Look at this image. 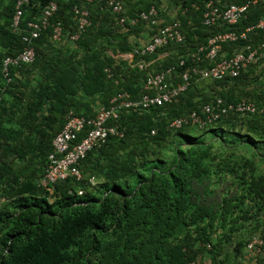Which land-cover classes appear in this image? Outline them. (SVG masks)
<instances>
[{"label":"trees","instance_id":"1","mask_svg":"<svg viewBox=\"0 0 264 264\" xmlns=\"http://www.w3.org/2000/svg\"><path fill=\"white\" fill-rule=\"evenodd\" d=\"M49 1L57 11L33 41V62L11 66L0 77V264H241L250 237L264 233V113L231 112L202 127L189 122L175 129L170 123L190 113L204 120L203 107L211 104L216 112V99L263 105L264 61L235 78H192L184 93L163 106L123 111L114 122L123 136L109 137L79 160L80 179L68 176L47 188L37 181L69 116H90L120 92L142 95L148 73L173 68L175 84L189 66L208 64L207 51L198 49L210 38L264 17V5L251 8L234 27H206V0H121L129 16L165 3L167 9L158 10L160 25H180L181 43L141 57L133 51L142 45L130 37L146 31L149 40L160 25L121 26L104 0H28L20 28ZM15 3L0 0V65L24 47L22 32L10 27ZM75 7L87 10L89 24L71 41ZM56 24L60 41L52 38ZM261 43L264 30L222 44L215 61ZM123 54H132L133 64L118 57ZM141 58L154 61L148 72L134 65ZM206 81L207 92L199 86ZM249 83L259 90H246Z\"/></svg>","mask_w":264,"mask_h":264},{"label":"built area","instance_id":"2","mask_svg":"<svg viewBox=\"0 0 264 264\" xmlns=\"http://www.w3.org/2000/svg\"><path fill=\"white\" fill-rule=\"evenodd\" d=\"M27 2L28 0H16L10 25L13 32H22L21 41L24 47L15 56L3 59L0 65V77H6L8 68L11 66L33 62L35 55L33 41L49 25L50 18L57 11V4L54 1L47 2L42 7L37 19L26 23L25 29L22 30L20 28L23 16L22 7ZM258 5H264V0H247L244 4H229L223 8L220 7L219 0H206L201 12L202 24L211 27L218 22H223L234 27L240 20L248 17L251 8ZM104 7L117 16V23L121 26L126 23L135 26L139 22L147 23L148 26L161 24L154 6H151L147 11L131 16L125 15L121 0H104ZM73 11L77 32L70 37V40L76 41L89 24L88 12L77 7ZM179 27L178 22L158 26L156 33L150 37L148 42L135 48L133 54L141 57L149 56L169 43H181L183 37ZM259 30H264V17L256 19L240 31H226L214 35L205 47L198 49V52L207 51L208 64L189 66L180 74L179 81L175 84L171 83L173 68L159 73H148L143 83L142 95L133 98L127 92H120L110 99L107 106H97L90 116H69L61 130L52 139V152L47 156L46 170L42 178L37 181V185L47 188L48 185L64 180L68 176L80 179V174L75 168L78 161L83 159L89 151L105 143L109 137L121 138L123 136L124 129L118 124H114L123 111L148 110L163 106L184 93L192 78L211 81L221 80L225 77L235 78L248 66L264 61V43L255 47L246 45L240 50L234 51L230 56H224L217 62L215 61L222 44L247 40L249 35L255 34ZM60 37L61 28L59 24H56L53 28L52 38L54 41H60ZM191 60L192 63L198 61L195 54L191 55ZM153 62H147L141 58L134 65L139 70L147 71ZM179 64L184 65V61L181 60ZM214 104L216 112L211 104H206L203 107L204 120L199 121L195 113H190L184 118L174 119L170 123V127L178 129L189 122L202 127L216 120L220 115L231 112L242 115L264 113V104L258 105L251 100L224 104L221 99H216ZM244 249L250 256L264 258V233L263 236L261 233L252 235ZM241 264L249 263L242 262Z\"/></svg>","mask_w":264,"mask_h":264},{"label":"crops","instance_id":"3","mask_svg":"<svg viewBox=\"0 0 264 264\" xmlns=\"http://www.w3.org/2000/svg\"><path fill=\"white\" fill-rule=\"evenodd\" d=\"M163 7V8H162ZM163 11L167 9L166 4L163 3L162 5L159 6L158 10L159 11ZM157 10L158 16H159V11ZM160 17V16H159ZM159 22L163 23V19L160 17L159 18ZM146 31L145 32H141V34H139V36L135 37V36H131V43L134 45L135 42L137 43V46L143 45L146 42V38L148 40V36ZM118 57H121L123 60H126L128 63L133 64V55L131 54H123V55H119Z\"/></svg>","mask_w":264,"mask_h":264},{"label":"rangeland","instance_id":"4","mask_svg":"<svg viewBox=\"0 0 264 264\" xmlns=\"http://www.w3.org/2000/svg\"><path fill=\"white\" fill-rule=\"evenodd\" d=\"M65 43V40L64 41H62V44H64ZM261 66H263V64L261 65ZM260 66V67H261ZM260 69V68H259ZM259 69L257 70V73L259 72ZM208 83H210V81H206V83H202V84H200L199 86L202 88V87H204V89H205V91L207 92L208 90H209V86H210V84H208ZM246 90H251V91H258L259 89H256L255 88V86L254 85H252V83H249V84H247V86H246ZM198 98L196 97V100H197ZM198 101V100H197ZM261 166V168H264V163L263 164H261L260 165ZM241 262H248V263H250V264H255L256 263V261L258 260V257H256V256H250V255H248V253L245 251V249H243V253H242V256H241ZM240 262V263H241Z\"/></svg>","mask_w":264,"mask_h":264}]
</instances>
